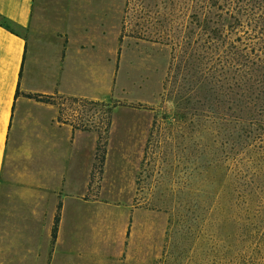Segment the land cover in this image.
<instances>
[{"label":"rangeland","instance_id":"374dc122","mask_svg":"<svg viewBox=\"0 0 264 264\" xmlns=\"http://www.w3.org/2000/svg\"><path fill=\"white\" fill-rule=\"evenodd\" d=\"M211 2L220 6L229 1L41 0L43 27L48 22L49 32L61 25L79 40L100 37V32L105 36L96 44L112 61L108 98H99L107 96L101 91L97 98L53 95L58 122L101 136L103 162L97 153L91 172L97 194L113 117L150 119L129 200L134 212L126 239L127 264H241L235 232L222 219L224 183L232 208L247 209L251 246L257 250L251 255L264 264V100L254 106L246 103L242 114L227 92L209 125L205 81L211 42L205 12ZM68 9L73 14L67 24L61 16L66 17ZM110 64H105L108 74ZM215 76V86L224 85L220 72ZM102 84L105 80L98 89H104ZM31 93L23 95L32 98ZM106 103L117 108L110 112ZM240 115L246 120L243 131L235 123ZM15 163L3 174L13 184L25 176L24 155L18 154Z\"/></svg>","mask_w":264,"mask_h":264},{"label":"crops","instance_id":"0c3cea01","mask_svg":"<svg viewBox=\"0 0 264 264\" xmlns=\"http://www.w3.org/2000/svg\"><path fill=\"white\" fill-rule=\"evenodd\" d=\"M72 14L68 9L59 22L71 23ZM0 15L20 29L0 24V264H127L129 200L150 119L113 117L97 194L91 183L97 133L58 122L54 104L23 93L97 98L101 91L106 100L113 69L108 59L105 72L108 60L97 49L103 32L79 40L61 25L49 32L48 22L44 32L41 0H0ZM18 154L25 176L13 184L3 174L15 168Z\"/></svg>","mask_w":264,"mask_h":264},{"label":"trees","instance_id":"16d2710c","mask_svg":"<svg viewBox=\"0 0 264 264\" xmlns=\"http://www.w3.org/2000/svg\"><path fill=\"white\" fill-rule=\"evenodd\" d=\"M211 1L216 2L217 0ZM228 1L225 5L220 6L211 2L205 12V28L211 42L208 56L209 73L205 81L207 84L205 99L207 100L210 126L214 122L215 113L219 110V104L220 106L225 104L226 101L222 97H225L227 92L234 95L237 110L242 114L247 107L246 103L251 102L254 106L258 104V100H264V0ZM0 24L10 31H14V27H16L13 22L1 15ZM215 64L219 67H215ZM216 71L220 72V81L225 86H215ZM232 79H234L233 84L230 83ZM29 97L41 102L55 103L53 95L31 93ZM106 104L110 112L117 106V104ZM178 116H181V113ZM223 118L227 120V118ZM244 122L246 120L244 121L242 115L235 120V123H239L241 131L244 129ZM227 123L228 121L224 122V124ZM108 125L109 120L106 129H108ZM100 138L99 134L96 154L98 153L100 164H102L105 149L104 146H100ZM228 194V185L224 183L222 184L221 198L223 222L235 232L238 256L242 258L241 264H258L255 261L257 257L251 255L253 253L256 255L257 250L251 246L252 236L245 218L247 209L242 206L232 208ZM59 207L60 204H58L54 217L52 239L56 235Z\"/></svg>","mask_w":264,"mask_h":264}]
</instances>
